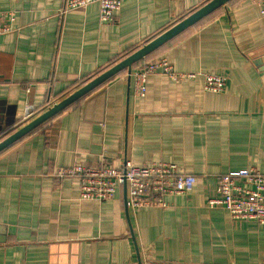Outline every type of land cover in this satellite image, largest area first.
I'll return each mask as SVG.
<instances>
[{
    "label": "crops",
    "instance_id": "obj_1",
    "mask_svg": "<svg viewBox=\"0 0 264 264\" xmlns=\"http://www.w3.org/2000/svg\"><path fill=\"white\" fill-rule=\"evenodd\" d=\"M258 1L230 0L139 61L223 76L222 92L205 91L199 77L152 75L136 98L124 69L0 152V264H264V225L207 204L229 172L264 176ZM64 3L0 0V137L27 123V107L39 116L202 4L121 0L102 24L97 4L61 17ZM159 162L196 178L163 208L125 210L123 189L82 201L80 180L57 175Z\"/></svg>",
    "mask_w": 264,
    "mask_h": 264
},
{
    "label": "built area",
    "instance_id": "obj_2",
    "mask_svg": "<svg viewBox=\"0 0 264 264\" xmlns=\"http://www.w3.org/2000/svg\"><path fill=\"white\" fill-rule=\"evenodd\" d=\"M209 0H199L205 2ZM99 7V22L109 24L113 15L120 10L121 0H65L58 16L84 9L89 5ZM257 5L264 16V0ZM8 31L7 27L0 29ZM152 75L166 76L172 81L184 79H202L203 88L207 92L220 93L225 89L226 79L223 76L207 73H179L173 70L165 58L145 62L131 70L133 96L141 98L146 93V80ZM35 118L32 107H27L24 122ZM59 177L78 178L80 180L79 199L102 203L113 197L119 190L125 188L127 210L137 208L166 206L169 197L185 195L190 192L196 178L179 172L176 165L159 162L141 167L126 163L119 169L110 166L74 165L62 169ZM216 196L208 200L209 208H223L233 220H252L264 225V176L255 168L229 172L217 179Z\"/></svg>",
    "mask_w": 264,
    "mask_h": 264
},
{
    "label": "water",
    "instance_id": "obj_3",
    "mask_svg": "<svg viewBox=\"0 0 264 264\" xmlns=\"http://www.w3.org/2000/svg\"><path fill=\"white\" fill-rule=\"evenodd\" d=\"M230 0H211L205 5H203L201 8L193 12L191 15L187 16L171 28H169L167 31L159 35L158 37L154 38L153 40L149 41L145 45H143L141 48L124 58L123 60L116 63L114 66H112L110 69L106 70L105 72L101 73L94 79H92L90 82L76 90L73 94L66 97L61 102L54 104L50 108H48L44 113L40 114L39 116L35 117L31 121L27 122L26 124L22 125L18 130L14 131L11 135L0 141V152L29 134L31 131L36 129L39 125L43 124L47 120H49L51 117L55 116L62 110H64L66 107H68L70 104L81 98L82 96L86 95L88 92L93 90L98 85L105 82L110 77L114 76L118 72L126 69L127 74L129 75L132 66L139 61L146 58L148 55L153 53L155 50L166 44L168 41L172 40L176 36H178L180 33L184 32L197 22H199L201 19L212 13L214 10L224 6L227 4ZM123 196H124V206L125 210L126 208V194H125V188H123Z\"/></svg>",
    "mask_w": 264,
    "mask_h": 264
},
{
    "label": "trees",
    "instance_id": "obj_4",
    "mask_svg": "<svg viewBox=\"0 0 264 264\" xmlns=\"http://www.w3.org/2000/svg\"><path fill=\"white\" fill-rule=\"evenodd\" d=\"M209 1H211V0H209ZM209 1L202 2L201 6H200L199 8H201L203 5H205V4L208 3ZM134 51H136V50H134ZM134 51H132L131 53H133ZM131 53H130V54H131ZM127 56H129V54L126 55V57H127ZM124 57H125V56H124ZM126 57H125V58H126ZM123 59H124V58H123ZM123 59H122V60H123ZM156 60H158V59L144 61L143 63H145V62H149V61H156ZM118 61H119V60H118ZM120 61H121V59H120ZM143 63H140V62H139V64H138V63L134 64V65L132 66V67H133L132 69H134V68H136V67L142 65ZM13 132H14V131L12 130V131L6 133L5 135L1 136V137H0V141H2L3 139H5V138L8 137L9 135H11Z\"/></svg>",
    "mask_w": 264,
    "mask_h": 264
}]
</instances>
